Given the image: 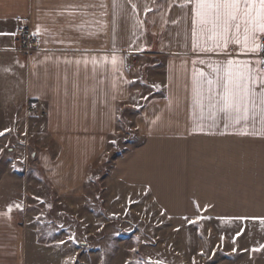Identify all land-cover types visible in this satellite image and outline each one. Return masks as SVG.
I'll use <instances>...</instances> for the list:
<instances>
[{"label": "crops", "instance_id": "crops-1", "mask_svg": "<svg viewBox=\"0 0 264 264\" xmlns=\"http://www.w3.org/2000/svg\"><path fill=\"white\" fill-rule=\"evenodd\" d=\"M182 3L0 0V74L8 77L10 95L0 87V106L25 110L37 100L45 109L40 136L47 146L39 159L58 193L78 186L108 139L134 133L140 142L114 159L110 180L142 188L169 219L210 222L221 239L239 233L236 249L264 264V135H241L240 126L225 128L220 116L213 124L207 113L199 130L192 61L229 56L193 52L190 10ZM21 23L36 33L27 56L16 51ZM228 52L264 59V53L242 55L236 45ZM195 67L210 71L206 64ZM15 214L0 206V264H26V225ZM234 225L236 233L220 230Z\"/></svg>", "mask_w": 264, "mask_h": 264}, {"label": "rangeland", "instance_id": "rangeland-1", "mask_svg": "<svg viewBox=\"0 0 264 264\" xmlns=\"http://www.w3.org/2000/svg\"><path fill=\"white\" fill-rule=\"evenodd\" d=\"M0 75L1 90L10 98L8 77ZM122 117L120 112L121 127L128 130ZM42 119L33 121L20 106H0V206L12 208L26 225V264L257 263L251 260L255 254L245 259L236 249L242 246L240 234L221 239L210 222L169 219L142 188L110 180L114 159L140 142L134 133L120 131L108 139L78 186L58 193L40 164V150L47 146L40 136ZM238 228L220 230L236 233ZM255 230L253 224L252 240Z\"/></svg>", "mask_w": 264, "mask_h": 264}, {"label": "snow or ice", "instance_id": "snow-or-ice-1", "mask_svg": "<svg viewBox=\"0 0 264 264\" xmlns=\"http://www.w3.org/2000/svg\"><path fill=\"white\" fill-rule=\"evenodd\" d=\"M180 6L190 10L193 52L229 56L192 61V106L200 113L199 130L207 113L213 124L220 116L225 128L240 126L241 135H264V59H236L228 52L236 45L245 56L264 53V0H183ZM118 60L111 57L114 69ZM197 63L210 71L196 68Z\"/></svg>", "mask_w": 264, "mask_h": 264}, {"label": "built area", "instance_id": "built-area-1", "mask_svg": "<svg viewBox=\"0 0 264 264\" xmlns=\"http://www.w3.org/2000/svg\"><path fill=\"white\" fill-rule=\"evenodd\" d=\"M16 51L24 56L29 55L36 45V38L32 34L30 26L27 23H21L16 33ZM130 64L127 68H130ZM25 111L31 115L33 121H37L45 114V109L37 100H29L26 103Z\"/></svg>", "mask_w": 264, "mask_h": 264}]
</instances>
